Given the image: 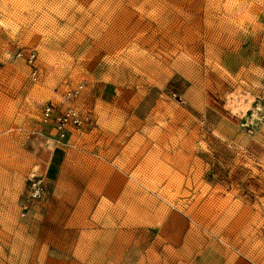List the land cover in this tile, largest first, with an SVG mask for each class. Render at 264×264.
<instances>
[{
    "label": "rangeland",
    "instance_id": "374dc122",
    "mask_svg": "<svg viewBox=\"0 0 264 264\" xmlns=\"http://www.w3.org/2000/svg\"><path fill=\"white\" fill-rule=\"evenodd\" d=\"M263 31L264 0H0V264H264ZM78 85L68 143L41 113Z\"/></svg>",
    "mask_w": 264,
    "mask_h": 264
},
{
    "label": "built area",
    "instance_id": "2783aa9c",
    "mask_svg": "<svg viewBox=\"0 0 264 264\" xmlns=\"http://www.w3.org/2000/svg\"><path fill=\"white\" fill-rule=\"evenodd\" d=\"M264 38V31H263ZM19 55H22L21 53ZM35 58L34 53H29L26 59L32 65V76L35 79L36 69L32 62ZM82 89V85H78L66 92L64 102L70 104L61 107L55 106L52 103L45 104L42 108L41 120L43 123L52 125L59 139H65L69 133L74 130H80L82 124L87 121V114L74 107V99L78 97ZM263 118V117H262ZM44 182L40 175H33L28 178L26 187V200L25 203L38 200L44 196ZM26 206H23L25 208Z\"/></svg>",
    "mask_w": 264,
    "mask_h": 264
},
{
    "label": "crops",
    "instance_id": "0c3cea01",
    "mask_svg": "<svg viewBox=\"0 0 264 264\" xmlns=\"http://www.w3.org/2000/svg\"><path fill=\"white\" fill-rule=\"evenodd\" d=\"M104 88H105V86H103V88H97V90H95L96 92H94V95L95 96H97V97H95V99H94V103L96 102V100L98 99V98H100L101 100H103V101H109V103L107 102L106 104H108V105H112V106H118L117 108H119V109H121V104L119 103V100H118V95H116L111 101L109 100V98H105V100L104 99H102L103 97H102V92L104 93L105 92V90H104ZM101 96V97H100ZM74 132L73 133H69L66 137H65V139H64V141L65 142H70V143H72L73 141H74Z\"/></svg>",
    "mask_w": 264,
    "mask_h": 264
}]
</instances>
